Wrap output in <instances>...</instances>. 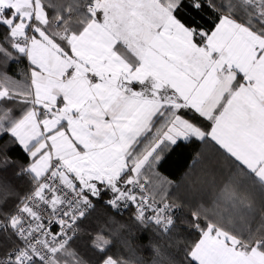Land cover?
I'll return each mask as SVG.
<instances>
[{"label":"snow or ice","instance_id":"6c2138e0","mask_svg":"<svg viewBox=\"0 0 264 264\" xmlns=\"http://www.w3.org/2000/svg\"><path fill=\"white\" fill-rule=\"evenodd\" d=\"M0 264H264V0H0Z\"/></svg>","mask_w":264,"mask_h":264},{"label":"trees","instance_id":"16d2710c","mask_svg":"<svg viewBox=\"0 0 264 264\" xmlns=\"http://www.w3.org/2000/svg\"><path fill=\"white\" fill-rule=\"evenodd\" d=\"M20 68H23L22 64L12 65L10 72L15 73ZM199 151L200 149L192 146L181 155L173 154L160 169L163 175L181 185L180 195L182 197L197 196L200 190L205 187V185L201 183V180L211 179V177L206 174L211 171L213 166L207 165L204 162H197V153ZM8 179L21 193L24 191L25 185L22 181L17 180L11 175V173L8 174ZM103 212L104 209L98 207L94 215H101ZM129 218L130 212H126L117 217L118 220L125 223H130ZM133 231H135V229H133ZM130 239L133 246L136 248L138 255L145 259H149L151 251L147 246L150 239L148 233H136V235ZM169 251L173 250L169 249Z\"/></svg>","mask_w":264,"mask_h":264}]
</instances>
